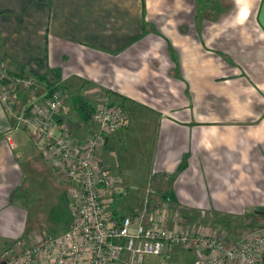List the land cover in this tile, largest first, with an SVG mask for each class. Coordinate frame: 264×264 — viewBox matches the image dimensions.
Instances as JSON below:
<instances>
[{"label":"crops","instance_id":"0c3cea01","mask_svg":"<svg viewBox=\"0 0 264 264\" xmlns=\"http://www.w3.org/2000/svg\"><path fill=\"white\" fill-rule=\"evenodd\" d=\"M0 61L17 75L55 76L75 99L108 91L125 108L129 123L101 158L124 187L115 210L135 222L146 209L216 219L264 203L240 197L264 194V0H0ZM66 122L60 116L57 132ZM76 123L80 138L97 129L74 114ZM17 155L6 147L10 165ZM9 202H0V248L25 235L20 223L9 231ZM189 253L167 257L186 264Z\"/></svg>","mask_w":264,"mask_h":264},{"label":"built area","instance_id":"2783aa9c","mask_svg":"<svg viewBox=\"0 0 264 264\" xmlns=\"http://www.w3.org/2000/svg\"><path fill=\"white\" fill-rule=\"evenodd\" d=\"M23 87H41V95L29 106L15 110L12 98L1 95L8 112L34 128L41 153L71 185L68 193L73 202L74 217L68 230L60 236L42 233L31 244L18 241L6 248L0 261L7 264H144L148 256H163L166 250L180 247L202 251L205 259L193 264H264V226L244 229L237 239L207 236L199 232L168 229L147 224L154 219L148 209L135 222L132 216L117 217L112 205L124 187L117 174L101 158L111 134L129 123L124 107L111 101L107 92L95 90L91 124L96 130L79 138L65 124L57 132L59 112L66 91L51 90L26 76L13 78ZM19 111V112H18ZM153 190L149 189L151 193ZM155 222V220H154ZM162 264H170L163 260Z\"/></svg>","mask_w":264,"mask_h":264},{"label":"rangeland","instance_id":"374dc122","mask_svg":"<svg viewBox=\"0 0 264 264\" xmlns=\"http://www.w3.org/2000/svg\"><path fill=\"white\" fill-rule=\"evenodd\" d=\"M23 76L15 74L5 62L0 61V202L1 200L6 201L10 194L11 202L13 203L11 204L9 202L7 204V209H5L8 214L9 231L12 229L15 230L20 223V225L24 227L23 231L25 234L19 236L15 241L9 244L15 243L19 240H21L23 244H31L32 241L37 239L39 233L42 231H48L53 234L61 231L64 232V230L71 224L74 216V207L70 204V200L67 196L68 188L71 183L68 180L59 178L51 171L41 155L34 128L20 121L18 117L19 113L14 114L15 111L13 113L8 112L1 99V95L7 93L10 96V99L12 98L13 104L16 106L15 110H21L23 106H29V101H32V98L41 95V87L36 88L34 87L35 84L26 88L13 83V78ZM26 77L32 78L40 84L43 83L45 86L48 83L53 88L57 87L56 89L59 87L64 88L63 85H60V82H57L56 79H54L55 76L54 78L48 75L46 77V74L38 75L32 72L27 74ZM69 85L73 88V84L70 83ZM68 93L66 92L65 102L59 112V117L61 116V118L64 117L67 119L69 122H66V126L73 129V127L80 126V124L79 126L77 125L78 123L73 125V115L77 114L80 118V115L82 114L75 110L79 104L75 102L76 99L73 97V90H70ZM82 94L83 95L80 93L81 97L84 98L83 100L85 103L89 104V101H95V98L91 99L84 95V93ZM80 127L82 128V126ZM17 129L19 135L16 137L14 135L15 132H12ZM17 142L19 145H15ZM7 146H9L13 152L18 154L17 158L20 164L10 165L8 160L6 161L4 153ZM12 168L15 169L14 172H11ZM22 169L24 173L22 172ZM9 172L12 173V176L9 175ZM135 173L137 174L136 182H140L143 177V172L136 171ZM20 176H22V179H20ZM247 191L250 190L247 189ZM244 196L250 198L251 196H260L264 200V194L261 195L260 192L244 193L240 197L243 198ZM117 204L118 202H115L112 207L114 209L117 208ZM21 206L23 207V213L20 216L19 212ZM241 206V210H245L237 217L223 215L222 217L218 216L216 219H211L209 214L200 213L199 211V213H194V217L188 220L185 218L166 219V215L161 211H158L153 213L154 219H152L151 222L147 221V223H151L153 226H157L158 223L159 226L161 225L162 227L167 228L174 225L175 222H178L183 225V230L195 231L207 236L215 235L222 238L224 237L228 242L229 240L232 241L237 239L238 235L244 229L264 226V215L256 213L257 210H261L260 208L262 207L264 211V203L251 201L249 204H241ZM160 208L163 207L160 206ZM252 210L254 211L249 212ZM26 215L28 217H26ZM25 218L27 219L25 220ZM169 221L173 223H170ZM30 234H36L37 236L34 239H30L28 237ZM4 249L5 247L0 248V258ZM184 250L186 251V249ZM178 252H180V249H178ZM188 252L191 253H189L190 258L186 261V264H193L195 259L206 258V255L202 251L195 252L190 250ZM149 258H154L156 260L160 259V257L157 256ZM230 264L237 263L232 262Z\"/></svg>","mask_w":264,"mask_h":264},{"label":"trees","instance_id":"16d2710c","mask_svg":"<svg viewBox=\"0 0 264 264\" xmlns=\"http://www.w3.org/2000/svg\"><path fill=\"white\" fill-rule=\"evenodd\" d=\"M51 84V83H50ZM47 85H48V87L51 89V90H53L54 88L51 86V85H49L48 83H47ZM53 88V89H52ZM78 98H76V103L77 104H79V106L77 107V111L78 112H80L82 115H80L81 116V119L83 120V121H86V122H89V121H91V117H92V112H93V110H94V105L93 104H91V103H89V104H87V103H85L84 102V98H82L81 97V95H78L77 96ZM125 109V108H124ZM60 117H58L57 118V121H58V119H59ZM57 129V128H56ZM78 137V136H77ZM80 138V137H79ZM107 142H108V140H107ZM61 176V175H60ZM62 179H65V178H63V177H61ZM65 180H67V179H65ZM68 190H69V188H68ZM69 194V193H68ZM115 211V214H116V216L119 218V217H121V216H123V215H129V216H132V215H130V214H122V213H120V212H117L116 210H114ZM260 214V213H259ZM261 215V214H260ZM74 217V216H73ZM133 217V216H132ZM134 219V218H133ZM73 220V219H72ZM72 223V222H71ZM148 224V223H147ZM70 226V225H69ZM69 226H68V228H69ZM68 228L66 229V231L68 230ZM168 228H170V229H172V227H168ZM65 231V232H66ZM42 233H49V234H51V235H53V236H60V235H55V234H53V233H51V232H48V231H42V232H40L39 233V235H41ZM36 235V234H35ZM37 236V235H36ZM36 236L35 237H33V235L32 234H30V235H28V237L30 238V239H34V238H36ZM15 241V240H14ZM19 241H21V240H19ZM18 242V241H17ZM17 242H15V243H12V244H9V245H7V246H5V249L3 250V252L6 250V248H10V247H12V246H14ZM170 248V247H169ZM167 249L166 251V254H164L163 256H157V257H160L161 258V260H160V263L159 264H162V261L163 260H167L168 259V257H167V254H169L170 252H171V250H173L174 248H180V247H173V248H171V249ZM181 249H183V248H181ZM188 251H190V250H188ZM3 254V253H2ZM1 254V255H2ZM149 257H154V256H148L146 259H145V263L144 264H147V261H148V259H149ZM169 260V259H168ZM169 262H170V260H169ZM171 263V262H170Z\"/></svg>","mask_w":264,"mask_h":264},{"label":"water","instance_id":"95a60500","mask_svg":"<svg viewBox=\"0 0 264 264\" xmlns=\"http://www.w3.org/2000/svg\"><path fill=\"white\" fill-rule=\"evenodd\" d=\"M264 260V257H263ZM0 264H7V262L5 260L0 261Z\"/></svg>","mask_w":264,"mask_h":264}]
</instances>
